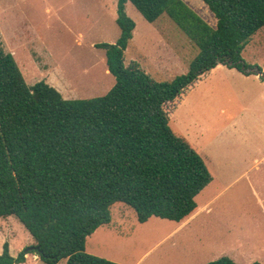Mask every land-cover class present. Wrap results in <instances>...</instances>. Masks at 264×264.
<instances>
[{
  "label": "trees",
  "instance_id": "1",
  "mask_svg": "<svg viewBox=\"0 0 264 264\" xmlns=\"http://www.w3.org/2000/svg\"><path fill=\"white\" fill-rule=\"evenodd\" d=\"M202 1L215 27L182 0H118L120 37L96 45L115 78L101 97L66 100L45 81L30 87L0 41V218L16 217L39 248L13 257L5 243L0 264H24L30 253L45 264H119L86 252L115 204L133 209L140 224L179 223L196 210L212 175L174 133L166 107L219 65L261 74L242 53L264 28V0ZM128 3L149 23L167 15L197 46L186 74L157 82L137 62L125 64L136 27Z\"/></svg>",
  "mask_w": 264,
  "mask_h": 264
},
{
  "label": "rangeland",
  "instance_id": "2",
  "mask_svg": "<svg viewBox=\"0 0 264 264\" xmlns=\"http://www.w3.org/2000/svg\"><path fill=\"white\" fill-rule=\"evenodd\" d=\"M182 1L211 27L216 26L214 15L202 0ZM3 2L0 0V41L14 56L30 87L45 81L66 100L101 97L111 90L115 78L108 71L105 51L96 45L115 44L120 37L116 23L118 0H5V7ZM126 12L136 29L125 53V64L137 62L157 82H169L186 74L199 52L188 36L167 15L149 23L131 3L126 5ZM163 47L177 54V67L167 70L159 66L162 55L157 51L162 52ZM242 58L264 70V28L249 41ZM232 73L210 75L201 84L191 86L176 101L175 109L174 104H169L172 130L179 134L188 129L190 135H206L208 140L224 121L241 113V94L253 85L237 72ZM258 110L262 109H255L252 116L264 119ZM227 135V147L229 139L240 149L246 147L242 129ZM200 152L216 183L200 196L199 204L208 202L207 206L187 227L158 218L143 227L136 212L119 203L111 209L114 228L103 226L99 236H90L86 252L96 250L100 255L94 256L119 264H208L222 257L237 264H264V165L256 172L254 155L249 153L217 159L221 155L215 151L211 157V151ZM263 156L264 151H259L258 158ZM170 232L173 236L169 240L151 249ZM5 243L13 257L35 245L14 216L0 218V254ZM26 258L24 264H45L32 253Z\"/></svg>",
  "mask_w": 264,
  "mask_h": 264
},
{
  "label": "crops",
  "instance_id": "3",
  "mask_svg": "<svg viewBox=\"0 0 264 264\" xmlns=\"http://www.w3.org/2000/svg\"><path fill=\"white\" fill-rule=\"evenodd\" d=\"M1 1H4L2 3V5H3V7H5L6 6L5 0H1ZM14 1H17V0H14ZM0 9H2L1 6H0ZM135 29H136V27H135ZM161 45H164V43L161 42ZM163 48L165 50L163 49L162 52L157 51V53H160L162 55V59L159 63V66H161L162 68H165V69L167 68V70H168V68L177 67L178 60H179V57L177 56V54H174L171 51V49H166L165 47H163ZM125 53H126V51H125ZM168 57H171V60H169ZM218 72H223V73L229 72L230 74H234L232 72H237L236 74H238L239 77L243 78V80H246L247 82H250L248 85H253V86L247 88L245 94H241V97L243 98V99L241 98V100L243 102L242 109H241L242 112L239 113L238 115L230 118L228 121H224L223 126L216 132V134L214 136H212L208 140H205L206 135H203V136L202 135L201 136L190 135V132L188 131V129L181 131L179 134H177L175 131H174V133L177 136L185 139L190 144V146L204 160L205 156L200 151H211V153L208 155L209 157L213 156L212 151H215V154L218 156L221 155V152L225 151V149L227 147V143H226L227 137H228L227 134L235 132L238 129H242L246 133V142H247L246 147L245 148L242 147L240 149V147H236V145L229 139V144H228V147L226 149V153H222V155L224 157H227L229 155H233L234 153H238L239 155L241 154V156H244V153H249L248 156L254 155V158L252 160V162L255 163L254 169L256 170V172H259V171H261L260 170L261 166L264 165V159H263L264 156L262 159L258 158L259 151H264V119H259V118L252 116V112H254L255 109L261 108L262 110H258V113L261 115H264V74H263L264 70L262 69L261 74H257L254 76L253 75H249V76L247 75L246 76V75H243L242 73H240L236 69H230L224 65H219L216 68H214L213 70H211L210 72H208L207 74L203 75L194 85L201 84L202 81L205 80L208 76L215 75ZM181 96L178 99H180ZM178 99L176 101H178ZM176 101L174 103L173 108L176 105ZM173 108H172V110L175 109V108L174 109ZM209 120H210V122H212L213 119L209 118ZM205 124H208V122H205ZM230 145L232 146L233 151L230 150ZM242 149H244L246 151H241ZM222 155L220 157H215V158H217V159L221 158ZM231 164L233 167V163H231ZM242 178H243V175L235 181H238ZM215 183H216V178L213 177V175H212V182L195 198L196 203H197L196 210L190 216L185 218L183 221H181L179 223L175 222V223L179 224L180 228L187 227L194 220V217L197 215V213L199 211H202L205 209L208 202H205L201 206L199 204V198L205 192L206 193L209 192V190H210L209 188L211 186H213ZM154 218L155 217L151 218L148 222L141 224V225L143 227L147 226V225H151L152 219H154ZM170 222H172V221H170ZM105 226L106 227H108V226L112 227L113 226V228H114L112 221L109 225H105ZM100 228H103V226ZM100 228L97 229L94 232V234H92V235H98V233L100 232ZM155 230L158 231L157 228H155ZM162 230H164V229H160V231H162ZM172 236H173L172 232H170L169 234H166L164 237L160 238L158 242L153 244L151 249L158 247L159 245L164 243V241L169 240ZM89 252L92 253L93 255H100V254H98L99 252H97L96 250H90ZM26 261H27V258H26Z\"/></svg>",
  "mask_w": 264,
  "mask_h": 264
},
{
  "label": "water",
  "instance_id": "4",
  "mask_svg": "<svg viewBox=\"0 0 264 264\" xmlns=\"http://www.w3.org/2000/svg\"><path fill=\"white\" fill-rule=\"evenodd\" d=\"M34 249L38 250L39 248H38V247H28V248L25 249L24 251H25L26 253H28V252H30V251H32V250H34Z\"/></svg>",
  "mask_w": 264,
  "mask_h": 264
}]
</instances>
